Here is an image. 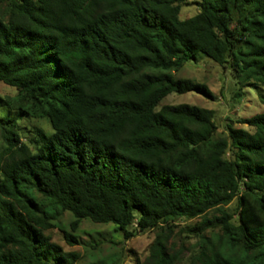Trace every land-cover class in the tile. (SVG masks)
<instances>
[{
  "label": "trees",
  "instance_id": "1",
  "mask_svg": "<svg viewBox=\"0 0 264 264\" xmlns=\"http://www.w3.org/2000/svg\"><path fill=\"white\" fill-rule=\"evenodd\" d=\"M197 52L264 102V0H0V81L15 88L0 95V264H72L44 233L63 211L69 244L83 218L125 238L155 228L145 263L174 264L162 230L198 217L188 264H264V111L215 135L211 108H156L213 96L173 74ZM23 117L51 131L22 140Z\"/></svg>",
  "mask_w": 264,
  "mask_h": 264
},
{
  "label": "rangeland",
  "instance_id": "2",
  "mask_svg": "<svg viewBox=\"0 0 264 264\" xmlns=\"http://www.w3.org/2000/svg\"><path fill=\"white\" fill-rule=\"evenodd\" d=\"M179 16L187 17L198 9L196 2L188 1L179 5ZM176 77H188L196 81L204 82L212 92V97H207L194 90L181 93L169 92L164 95L156 105V108L165 103H190L197 106L213 109V120L216 126L215 135H225L226 122H232L234 126H248L237 122L241 117L264 111V102L260 99L256 90L245 86L240 97L233 95L237 84L227 69H223L204 54L197 52L195 60H187L174 70ZM258 91L264 94V87H258ZM15 92L13 86L0 81V95H12ZM4 109L0 107V115ZM18 121L20 126V138L29 136L33 126H40L46 133L51 131L45 118L23 117ZM4 142L0 134V156ZM235 200L228 203V208H234ZM71 218L69 211H63L53 221V226L45 229L50 239L57 243L64 251L77 253V258L72 264H148L145 259L148 256L149 244L153 240L157 229L135 231L130 237L125 238L121 231L116 229L112 222H92L83 218L73 233L79 242L69 244L63 238V230H69L68 221ZM198 217L178 218L171 225L165 227L162 233L165 236V250L169 255L175 256L174 264H188L190 258L197 250V237L187 228Z\"/></svg>",
  "mask_w": 264,
  "mask_h": 264
}]
</instances>
